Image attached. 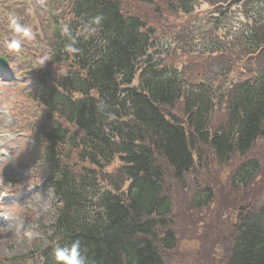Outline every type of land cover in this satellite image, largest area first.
<instances>
[{
  "label": "trees",
  "instance_id": "1",
  "mask_svg": "<svg viewBox=\"0 0 264 264\" xmlns=\"http://www.w3.org/2000/svg\"><path fill=\"white\" fill-rule=\"evenodd\" d=\"M191 2L183 6L185 12ZM254 2L264 8V0H248ZM47 4L52 7L51 2ZM68 7L71 16L64 20L48 15L55 41L52 61L68 63L71 70L54 87L48 86L47 75L38 77L39 101L51 114L50 126L43 133L48 145L40 159L52 164V158H58L56 150L64 146L73 148L84 165L75 171L55 161L51 169L57 215L48 228L49 244L42 250L39 247L43 264H56L53 250L57 244L76 240L87 264H163L153 237L171 205L163 196L156 153L167 159L175 174L186 172L193 160V135L207 141L204 130L215 94L206 84L191 94L177 70L152 62L148 50L153 45V30L139 17L126 16L119 0H69ZM98 16L101 23L92 25L95 32L85 33V25ZM260 21L248 22L241 32L244 56L250 48L259 57L264 53V27H258L264 20ZM64 24L77 40L79 51L71 55L64 51L70 42L61 33ZM247 57V62L253 60ZM257 71L250 70L251 76L236 85L228 128L212 134V145L220 157L248 152L263 135L264 72ZM138 74L140 84L136 87L133 82ZM185 95H193L185 106L193 131L171 124L160 110ZM52 114H57V119ZM60 121L76 127L80 136ZM116 159L121 162L116 171L124 183L129 182L127 192L121 182L119 186L103 185L101 170ZM253 171L248 167L243 178L249 179ZM236 233L228 264H264V208L244 218ZM174 242L175 236L168 233L163 245L169 248Z\"/></svg>",
  "mask_w": 264,
  "mask_h": 264
},
{
  "label": "rangeland",
  "instance_id": "2",
  "mask_svg": "<svg viewBox=\"0 0 264 264\" xmlns=\"http://www.w3.org/2000/svg\"><path fill=\"white\" fill-rule=\"evenodd\" d=\"M119 2L126 16L139 17L153 30V45L148 50L152 62L177 70L182 75L183 87L191 94L202 84L208 85L210 91L212 87L215 98L211 101L208 134L212 137L227 129L230 99L236 85L251 76L250 70L264 72V53L261 56V51L259 57L250 48L244 56L239 44L248 22L264 20L262 4L248 0H192L185 12L183 6L189 0ZM68 6L69 0H0V45L9 34V15L31 25L36 33L35 40L26 42L18 57L6 58L9 66L3 69L4 77H0V165H3L0 192L8 185L13 186L9 195L0 198V264H43L39 247L42 250L49 244L51 229L48 228L57 215L51 169L55 161L68 164L75 171L84 165L76 158L73 148L64 146L56 150L58 158H52V164L40 159L45 157L42 152L48 145L43 133L50 126L51 114L39 101L38 77L47 75L48 86L54 87L71 70L68 63L52 61L55 41L48 15L64 20L71 16ZM258 27L262 30L264 25ZM45 54L49 61L39 68L34 60ZM3 55L0 46V56ZM246 57L253 60L247 62ZM139 78L137 75L134 86H139ZM192 96L185 95L172 105L160 107L167 120L184 126L187 131H193L185 107ZM52 117L57 119L58 115ZM61 123L80 136L76 127L65 121ZM191 151V167L180 176L165 157L156 153L157 165L162 170L163 196L171 208L159 220L157 238L153 237V241L163 264H228L233 239L244 218L264 208V132L244 154L234 151L220 157L212 138L204 142L195 134ZM12 156L17 158L11 160ZM120 166V160L116 159L101 170L103 185L124 183L116 171ZM31 167L34 173L29 171ZM248 167L254 171L245 180L242 176ZM124 184L123 192H127L129 182ZM168 233L175 236V242L165 248L163 240Z\"/></svg>",
  "mask_w": 264,
  "mask_h": 264
},
{
  "label": "clouds",
  "instance_id": "3",
  "mask_svg": "<svg viewBox=\"0 0 264 264\" xmlns=\"http://www.w3.org/2000/svg\"><path fill=\"white\" fill-rule=\"evenodd\" d=\"M100 23L101 18L99 16L93 18L89 24L85 25L84 32L89 34L94 33L96 29L92 27V25H99ZM236 27L238 28L239 25L237 24ZM7 29L9 34L3 38L2 45H0L4 49L5 55L0 57H5L7 59L10 57H18L22 51V48L25 46V43L34 41L36 38V33L33 31L31 25L27 23H21L15 16L12 15L8 16ZM61 33L62 35L67 36L70 41L69 43L65 44L64 51L70 55L78 52L79 49L75 46L77 43L76 37L72 35L68 24H64L62 26ZM48 61L49 56L45 54L36 57L34 64L41 68ZM10 64L15 70V64L12 63L11 60ZM16 158V156H12L11 160ZM29 171L34 173L33 167H31ZM12 191L13 186L8 185L5 191L0 192V198L9 195ZM53 255L56 264H87L86 258L81 251L79 240L73 241L71 244H66L63 246L57 244L54 247Z\"/></svg>",
  "mask_w": 264,
  "mask_h": 264
},
{
  "label": "bare ground",
  "instance_id": "4",
  "mask_svg": "<svg viewBox=\"0 0 264 264\" xmlns=\"http://www.w3.org/2000/svg\"><path fill=\"white\" fill-rule=\"evenodd\" d=\"M142 73V72H141ZM146 78V77H145ZM139 81H140V78H139ZM171 122V121H170ZM171 124H174L173 122H171ZM204 131H206L207 132V136L205 137V136H203L204 138H206V139H211V135H209L208 134V128H206ZM202 140V139H201ZM246 176V175H245ZM242 178H243V176H242ZM248 178V177H247ZM244 179V178H243ZM259 211V210H258ZM255 213V212H254Z\"/></svg>",
  "mask_w": 264,
  "mask_h": 264
},
{
  "label": "water",
  "instance_id": "5",
  "mask_svg": "<svg viewBox=\"0 0 264 264\" xmlns=\"http://www.w3.org/2000/svg\"><path fill=\"white\" fill-rule=\"evenodd\" d=\"M6 66H7V61L4 58H2L0 60V67H6Z\"/></svg>",
  "mask_w": 264,
  "mask_h": 264
}]
</instances>
